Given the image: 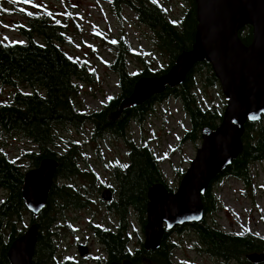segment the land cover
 <instances>
[{
    "label": "trees",
    "instance_id": "1",
    "mask_svg": "<svg viewBox=\"0 0 264 264\" xmlns=\"http://www.w3.org/2000/svg\"><path fill=\"white\" fill-rule=\"evenodd\" d=\"M186 1L187 9L178 25H175L166 19L161 7L150 0H110L117 16L121 10L131 11L137 22L152 33L156 48L167 61L165 68L152 70L142 57L119 40L116 45L118 51L110 67L117 78L118 95L108 99L97 112L85 113L77 110L74 104L73 99L79 94L76 82H94L95 75L88 71L84 63L69 58L58 46L63 41L59 33L62 27L49 15L41 12L33 15L24 13L27 26L19 27L18 31L26 40L25 43L9 44L0 40V85L9 89L26 86L41 91L28 94L16 90L8 103L0 105V133L29 141L36 147L34 152L24 155L29 160V170L37 168L43 159L57 161L55 179L63 182L62 186L54 182L47 205L39 216H29V225L35 224L38 229L33 264H77L69 260H55L58 248L51 228L56 221V212L67 208L83 209L89 203L88 198L82 195V189L69 186L66 182L77 177L93 184L94 179L92 172L80 168L79 163L83 158L78 142L73 141L61 154L55 149L58 131L68 127L79 129L85 125L91 127V141L113 137L122 140L127 147V163L124 167H115L113 171L117 183V200L109 208L118 217L116 231L97 226L93 228L95 239L107 254L104 264L125 260L131 264H145L147 260L151 264H173L177 245L171 235L185 233L196 237L200 253L221 264H250L246 260L248 254L264 253V238L250 233L229 235L218 229L215 216L219 212V202L214 195L215 185L225 179L250 187L251 167L264 162V118L244 124L241 153L230 167L209 183L201 198L204 214L200 223L164 232L160 246L155 251H145L142 243L136 249H130V214L135 213L143 232L150 187L162 184L173 192L159 169L154 151L148 146H136L129 138L127 131L130 125L134 122L144 123L154 112L156 104L168 100L178 101L189 120L190 129L183 141L200 140L203 129H216L222 119L223 111L204 108L196 100L195 91L199 81L204 89L218 85L206 62L195 65L179 87L167 88L137 108L132 107L130 102L133 86L140 78L165 75L174 66L178 56L192 48L197 26L196 10L193 0ZM239 38L244 45H249L252 40L251 28L240 31ZM129 57L143 66L139 72L131 73L128 70L126 59ZM27 171L0 152V191L6 194L0 202V264H9L6 257L9 246L26 231L17 229L16 224L27 214L22 200ZM183 175L181 173L180 180ZM101 187L107 186L101 183Z\"/></svg>",
    "mask_w": 264,
    "mask_h": 264
},
{
    "label": "rangeland",
    "instance_id": "2",
    "mask_svg": "<svg viewBox=\"0 0 264 264\" xmlns=\"http://www.w3.org/2000/svg\"><path fill=\"white\" fill-rule=\"evenodd\" d=\"M155 4L161 7L166 19L175 25H178L187 9L186 0H155ZM38 12L49 15L51 20L61 25L59 33L63 41L58 46L69 58L84 63L88 71L95 75L94 82H76L79 94L73 100L77 110L97 112L108 99L117 97V78L110 67L118 51L116 45L119 40L142 57L150 69L165 68L167 59L156 48L152 33L137 22L131 11L121 10L117 16L110 0H0V40L9 44L25 43L26 40L18 31L19 27L27 26L24 13L33 15ZM126 64L131 73L139 72L143 67L132 57L126 59ZM16 90L28 94L41 92L26 86L9 89L0 85V105L8 103ZM195 94L196 100L204 108L223 111L226 106L219 84L204 89L199 81ZM189 129V120L180 103L168 100L156 104L154 112L144 123L134 122L127 131L133 144L148 146L154 151L159 169L172 191L178 188L181 173L189 168L201 144V140L183 141ZM73 141L80 144L83 158L79 163L81 170L92 172L94 181L90 184L75 177L66 182L69 186L82 189V195L88 198L89 203L81 210L67 208L56 212V221L51 228L58 248L55 260H69L78 264L77 261L81 260L78 247L83 246L88 249V254L80 264H104L107 261L106 252L95 239L93 228L97 226L114 231L117 219L103 205L116 202L117 196L115 201L103 203L99 199L98 189L103 183L115 186L117 190V183L111 175L115 167H124L127 163V147L122 140L113 137L91 141V127L85 125L79 129L68 127L58 131L55 151L63 153ZM35 150L36 147L29 141L0 133V152L9 160L17 162L24 171L30 169L29 160L24 155ZM54 182L58 186L63 185L60 179ZM214 195L219 202L215 223L220 231L229 235L250 233L264 238V162L251 167L250 187L225 179L215 185ZM5 197L6 194L0 191V202ZM99 200L103 205L98 204ZM29 216L27 212L18 220L17 229L26 230L29 227ZM129 225L130 249L134 250L143 243V232L135 213L130 214ZM171 239L177 245L173 264H221L199 252L200 244L193 234H172Z\"/></svg>",
    "mask_w": 264,
    "mask_h": 264
},
{
    "label": "water",
    "instance_id": "3",
    "mask_svg": "<svg viewBox=\"0 0 264 264\" xmlns=\"http://www.w3.org/2000/svg\"><path fill=\"white\" fill-rule=\"evenodd\" d=\"M193 1L197 26L192 48L178 56L165 75L140 78L133 86L130 102L137 108L167 88L179 87L195 65L206 62L218 81L226 106L216 129L201 131L200 147L176 191L170 192L162 184L148 190L142 243L145 251L157 250L164 232L201 222V198L209 183L241 153L244 124L264 118V0ZM246 27L251 28L252 34L247 46L239 38V32ZM57 167V161L43 159L24 175L22 200L34 218L47 205ZM100 200L110 203L111 191L103 190ZM37 235L38 229L32 224L11 243L6 254L9 264H33ZM87 254L86 247H78L79 257ZM246 260L250 264H264V253L248 254ZM110 264L131 263L125 260ZM145 264L151 263L147 260Z\"/></svg>",
    "mask_w": 264,
    "mask_h": 264
},
{
    "label": "flooded vegetation",
    "instance_id": "4",
    "mask_svg": "<svg viewBox=\"0 0 264 264\" xmlns=\"http://www.w3.org/2000/svg\"><path fill=\"white\" fill-rule=\"evenodd\" d=\"M111 178L115 181V177H114V175H113V173H112V175H111ZM116 182V181H115ZM116 185V184H115ZM109 185H107V187H100L101 189H98V191L100 192V194H101V192L103 191V190H105V189H109L110 191H111V193H112V200L113 201H115L116 200V195H115V191H116V188H115V186L114 187H111V186H109ZM173 192H175V191H173ZM99 194V195H100ZM85 198H87V197H85ZM98 204L99 205H103L101 202H100V200H99V202H98ZM111 204V203H110ZM110 204H108V205H103V207L105 208V209H110L109 207H110ZM73 209H75V208H73ZM75 210H78V209H75ZM79 210H81V209H79ZM113 213V212H112ZM113 215H114V217L117 219V224H116V227H117V225H118V217H116L115 216V214L113 213ZM137 217V216H136ZM116 227H115V229H114V232L116 231ZM97 240V239H96ZM97 242H98V240H97ZM98 244H99V242H98ZM100 245V244H99ZM101 246V245H100ZM103 249V248H102ZM104 250V249H103ZM106 258H107V254H106ZM82 259H84V257L83 258H81V260L80 261H77L78 262V264H80L81 263V261H82Z\"/></svg>",
    "mask_w": 264,
    "mask_h": 264
},
{
    "label": "snow or ice",
    "instance_id": "5",
    "mask_svg": "<svg viewBox=\"0 0 264 264\" xmlns=\"http://www.w3.org/2000/svg\"><path fill=\"white\" fill-rule=\"evenodd\" d=\"M11 2H16V0H11ZM26 2H27V0H26ZM153 2L155 3V0H153ZM113 43H114V41H113Z\"/></svg>",
    "mask_w": 264,
    "mask_h": 264
}]
</instances>
